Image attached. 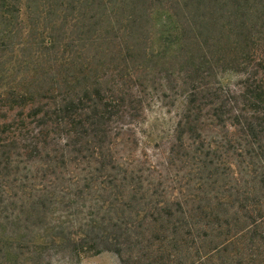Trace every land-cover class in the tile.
<instances>
[{
  "label": "trees",
  "instance_id": "1",
  "mask_svg": "<svg viewBox=\"0 0 264 264\" xmlns=\"http://www.w3.org/2000/svg\"><path fill=\"white\" fill-rule=\"evenodd\" d=\"M152 101L175 108L159 177L132 158ZM26 239L264 264V0H0V241Z\"/></svg>",
  "mask_w": 264,
  "mask_h": 264
},
{
  "label": "rangeland",
  "instance_id": "2",
  "mask_svg": "<svg viewBox=\"0 0 264 264\" xmlns=\"http://www.w3.org/2000/svg\"><path fill=\"white\" fill-rule=\"evenodd\" d=\"M261 7L263 6L260 5L259 8ZM202 13L203 10H196L194 14L202 16ZM255 18L254 16L253 22ZM198 20H201V18L199 17ZM256 22H258V19H256ZM196 23L198 22L196 21ZM71 24H73V22H71ZM201 30H212L215 31L214 33L218 31L216 28L208 29L207 27ZM66 31H76L75 33H79L81 29L77 30L71 27ZM237 80L238 76L235 74L226 73L224 75V82H236ZM173 110H175V108L170 110L160 101H152L144 112L142 125L139 126L137 130L139 142L132 147V158L135 159V163L140 162L139 165L146 169L153 164L156 168L151 167L148 169L153 170L157 177H159V170H162L166 175L170 166L168 149L169 138H171V133L175 125V114ZM220 172L221 173L218 174L219 176H217L218 190H227L228 188L223 184L227 177V170L225 167H222ZM228 181L229 179L227 182ZM227 187H229V185H227ZM9 228H13L12 224ZM37 232L38 229L34 231V234L36 235ZM37 242L41 241L38 240ZM42 249L43 248H39V246L34 243H31L30 239L24 241L11 240L8 243H6V240L0 241V264H122L120 257L116 253L110 251H104L97 255L84 256L77 259L70 253L62 250L58 251L56 248H50L41 252ZM7 250H11L10 252H14V254H8L6 252Z\"/></svg>",
  "mask_w": 264,
  "mask_h": 264
}]
</instances>
